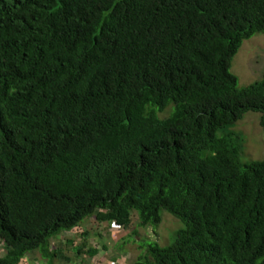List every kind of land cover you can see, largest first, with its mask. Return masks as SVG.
<instances>
[{"label":"trees","instance_id":"obj_1","mask_svg":"<svg viewBox=\"0 0 264 264\" xmlns=\"http://www.w3.org/2000/svg\"><path fill=\"white\" fill-rule=\"evenodd\" d=\"M258 33L264 0H0V264L163 211L183 228L137 264H264V157L231 131L264 132V72L232 71Z\"/></svg>","mask_w":264,"mask_h":264},{"label":"rangeland","instance_id":"obj_2","mask_svg":"<svg viewBox=\"0 0 264 264\" xmlns=\"http://www.w3.org/2000/svg\"><path fill=\"white\" fill-rule=\"evenodd\" d=\"M232 71L238 76L240 86L250 84L262 76L264 33L255 34L254 37L243 42L234 56ZM258 120L257 113L249 112L231 130L244 138L242 152L244 161H256L264 157V132ZM137 220V216L133 215L130 228L125 230L117 228L114 224L96 223L88 219L83 228L72 231L70 234L72 238L69 235L62 236L63 255L70 259V262L59 260L55 264H137L139 256L145 252L143 246L147 241L146 244L151 243L149 241H156L161 246H168L173 241L176 231L183 228V223L166 211L162 212L161 224L155 228H136ZM51 243L56 245L58 240H53ZM84 244L100 249V253L95 257L75 256L74 248ZM105 245L106 251L102 250V246ZM35 255L27 257V261L30 264H44L35 261L37 257Z\"/></svg>","mask_w":264,"mask_h":264},{"label":"crops","instance_id":"obj_3","mask_svg":"<svg viewBox=\"0 0 264 264\" xmlns=\"http://www.w3.org/2000/svg\"><path fill=\"white\" fill-rule=\"evenodd\" d=\"M111 225V224H110ZM118 228V227H117Z\"/></svg>","mask_w":264,"mask_h":264}]
</instances>
